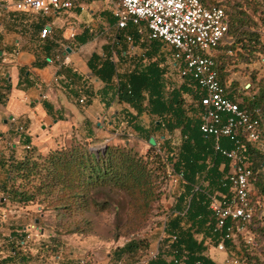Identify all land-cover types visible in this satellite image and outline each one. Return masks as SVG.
Masks as SVG:
<instances>
[{
    "label": "trees",
    "instance_id": "1",
    "mask_svg": "<svg viewBox=\"0 0 264 264\" xmlns=\"http://www.w3.org/2000/svg\"><path fill=\"white\" fill-rule=\"evenodd\" d=\"M220 5L228 17L229 32L227 41L217 50L223 54L217 53L216 61L219 64V78L226 85L229 82L226 60L231 64H235L236 59L240 63L249 64L256 56L264 54V44L255 15L249 12L258 13V3L254 0H221ZM259 20L264 19L260 17ZM124 33L133 38L135 45L145 46L144 58L140 59L132 70L122 75L118 73L117 65L113 64L112 60H106L102 67L94 68L92 71L110 89H116L115 96L120 104L128 105L135 110L136 115L125 113L123 121L140 136L142 130L137 126V122L144 114L155 118L152 132L164 128L170 133L180 130L183 143L173 168L187 185L185 194L179 197L171 220L166 225L168 234L177 236L168 253L174 256L171 264H175V261H180L183 257L184 264H216L206 256L208 251L206 239L217 246L221 236L215 232L216 218L210 210V199L213 196L222 199L231 195V186L226 180L231 169V161L215 152L213 138L202 135L198 118L200 111L196 107L200 100V91L189 79L182 81L179 79L177 85L173 82L174 72H169L171 64L166 62L165 46L160 42H148L146 39L142 41L134 27H130ZM117 38L123 40L121 35ZM240 48L243 54H240ZM169 73L171 76L167 78L166 75ZM177 77L179 78L178 75ZM230 90L235 89L231 87ZM186 97L193 100V107L190 105V110L188 109L194 115L192 117H189V111L185 109ZM241 107L260 110L264 128V80L260 81L258 93L253 100L251 102L242 100ZM152 132L147 136L148 142L153 136ZM98 144L97 140L86 142L74 139L62 148L47 154L39 152L36 148H29L21 161L11 164L8 186L3 184L0 189L7 194L11 203L22 207L37 205L42 208L41 214L51 212L56 214L57 218L62 213H69L79 207L87 210L94 203L93 194L107 188L141 194L147 206L159 199L150 186L163 173L159 174L157 171L156 175L150 167L151 163L144 157H139L127 146L107 145L102 149H91L92 145ZM222 144L225 149L233 148L228 140H224ZM241 156L256 174L253 177L254 186L259 189L261 196L264 195V178L260 180L256 172L257 168L264 171V151L246 145ZM150 157L148 156V159ZM155 157L161 160L160 156ZM163 169L165 165L158 168L160 172H163ZM201 177L202 182L208 183L209 190L202 186L197 187ZM212 191L216 195L211 194ZM95 206L98 205L95 203ZM256 217L257 215L254 216V222ZM198 236L203 237L201 241ZM22 237L25 235L19 236V241L23 240ZM172 237L166 240L169 241ZM17 247L22 246L19 243L18 246L13 244L10 247L15 256L19 254ZM142 248V243L131 241L116 254L118 258L131 257ZM11 262L12 259L8 257L1 260L0 264ZM150 264L163 262L158 259Z\"/></svg>",
    "mask_w": 264,
    "mask_h": 264
},
{
    "label": "crops",
    "instance_id": "2",
    "mask_svg": "<svg viewBox=\"0 0 264 264\" xmlns=\"http://www.w3.org/2000/svg\"><path fill=\"white\" fill-rule=\"evenodd\" d=\"M16 1L0 0V186H8L11 164L21 161L29 148L47 154L74 139L97 140L102 146L118 142L112 136L117 135L115 131L124 132V114L136 112L120 104L116 89L99 80L92 69L112 60L122 75L126 71L121 66L131 65L132 70L142 56L137 51L141 47L128 43L127 34L117 31L107 0H76L72 11L49 15L18 13ZM44 29L51 31L47 39L40 37ZM153 121L144 114L137 122L141 136L131 130L144 141ZM233 166L232 162L229 174ZM33 210L11 203L0 189V261L10 257V264H48L54 259L47 257L43 229L39 227L37 238L30 232L35 226L28 223L42 225ZM259 221L264 225V220ZM22 234L26 235L19 241ZM160 235L174 236L166 225ZM19 243L22 247H17L15 256L10 247ZM168 243L172 244L171 239ZM241 243L246 244L244 238L229 243L230 253H241ZM158 252L163 264H171L173 255ZM215 254L218 261L210 258L224 264L227 254L218 250Z\"/></svg>",
    "mask_w": 264,
    "mask_h": 264
},
{
    "label": "built area",
    "instance_id": "3",
    "mask_svg": "<svg viewBox=\"0 0 264 264\" xmlns=\"http://www.w3.org/2000/svg\"><path fill=\"white\" fill-rule=\"evenodd\" d=\"M116 21L118 32L130 27L137 30L139 37L148 42H160L171 54V70L179 79H189L200 91V131L206 138H213L217 154L234 163L233 171L226 177L231 186V195L210 199V210L216 218L215 232L221 236L216 250L226 253L224 264H247L245 253H230L229 243L243 236L251 245L253 238L249 225L253 224L256 209L253 203V177L256 175L241 153L246 145L264 151L260 110L241 107L238 91L230 90L219 78L215 52L227 41L228 17L221 0H107ZM76 0H17L14 9L24 14H46L72 11ZM49 29L41 32L47 39ZM133 44V38L127 36ZM166 77L170 78L171 74ZM84 101L81 100V103ZM228 140L233 148L223 147ZM264 214L259 216L263 219ZM177 236L171 241L176 242ZM159 252L153 255L156 259ZM185 258L175 261L184 264ZM84 263V262H83ZM142 264H148L142 263Z\"/></svg>",
    "mask_w": 264,
    "mask_h": 264
},
{
    "label": "rangeland",
    "instance_id": "4",
    "mask_svg": "<svg viewBox=\"0 0 264 264\" xmlns=\"http://www.w3.org/2000/svg\"><path fill=\"white\" fill-rule=\"evenodd\" d=\"M254 1L259 4L258 13L249 12L251 15H255L258 29H260L262 34L261 40L264 44V20H259L260 17L264 19V0ZM126 46L128 45L126 44ZM140 47L137 50L142 55L139 60L144 58L143 55L146 52L145 46L140 45ZM217 53L219 55L223 54L222 51H216L215 57ZM240 54H243L242 49ZM165 56L166 62L171 63V54L167 52ZM251 61L249 64H243L236 59V63L231 64L229 60H226L225 65L229 75L227 84L238 91L240 101L251 102L258 93L260 81L264 80V54L256 56ZM121 68L124 71H128L131 69V65H123ZM177 75L174 70L173 82L176 85L180 82ZM247 85H250L249 89H246ZM192 102L191 97H186V111L190 110L189 106L192 105ZM188 114L189 117L194 116L191 111ZM153 122L152 128L154 129ZM131 129L132 127L126 124L124 132L115 131L114 133L117 135L112 136L118 142L107 143L104 146L92 145L91 149H102L107 145L127 146L128 149H132L134 153H137L139 157L147 159L156 175L157 171H159V174L163 173L150 186L156 192V195L159 196V199L147 206L141 194L107 188L93 194L94 203L87 210H82L79 207L72 209L69 213H62L59 218L51 212L40 214L41 209L37 211V205L32 206L34 210L31 213L35 217L38 216L37 218L42 219V225H35L33 221L28 223L31 226H35V228L30 229V232L37 238L38 234H40L39 227L43 229L42 232H44L45 237L42 241H45L43 243L49 246V256L47 257L54 258L51 262L46 261L44 258L48 264H142L146 262L150 264V262L158 260L159 255L156 259L152 258L158 250H165L166 253L171 251V244L167 243L168 240L165 237H161L160 233L171 220L179 197L184 195L186 191L187 184L179 173L174 172L173 168L183 143V137L180 130H176L173 133L168 132L165 128L154 130L152 137L156 139L157 145L156 147H151L147 139L142 141L141 137ZM152 148L154 150L150 151ZM155 155L160 156L161 160L156 158ZM148 156L151 157L148 159ZM254 163L258 165L257 162ZM160 165H165L163 172L158 170ZM256 172L260 180H262L264 171L257 168ZM198 186H202L206 190L210 189L207 188V182H202V177L198 180ZM253 191L257 215L254 224L249 227L253 243L251 245L245 244V249L244 244L241 243V246H243L242 252L245 253L248 260L247 264H264V225H259V216L264 212V195H260V191L256 186H254ZM211 194L216 195L214 191ZM95 203L98 206H95ZM50 236L52 238H49ZM239 238L242 240L244 237L240 235ZM206 240L208 248L206 256L218 261L215 254L217 252L216 245L209 239ZM131 241L142 243L143 248L134 256L118 258L116 252Z\"/></svg>",
    "mask_w": 264,
    "mask_h": 264
},
{
    "label": "water",
    "instance_id": "5",
    "mask_svg": "<svg viewBox=\"0 0 264 264\" xmlns=\"http://www.w3.org/2000/svg\"><path fill=\"white\" fill-rule=\"evenodd\" d=\"M250 88V85H247L246 86V89H249ZM149 145L151 146V147H156V145H157V141H156V139L154 138V137H151L150 139H149ZM263 168H264V163H263ZM38 222L39 221H36V223L38 224Z\"/></svg>",
    "mask_w": 264,
    "mask_h": 264
}]
</instances>
